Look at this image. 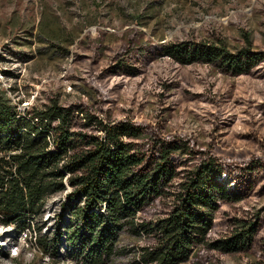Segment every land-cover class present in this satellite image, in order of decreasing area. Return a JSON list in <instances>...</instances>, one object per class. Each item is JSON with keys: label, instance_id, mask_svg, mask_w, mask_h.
I'll list each match as a JSON object with an SVG mask.
<instances>
[{"label": "rangeland", "instance_id": "rangeland-1", "mask_svg": "<svg viewBox=\"0 0 264 264\" xmlns=\"http://www.w3.org/2000/svg\"><path fill=\"white\" fill-rule=\"evenodd\" d=\"M181 42L264 54V0H0V86L25 111L59 98L162 137H184L223 158L264 157V62L250 75L232 76L161 54L160 45ZM62 205L50 206L54 219L40 220L47 241L55 237ZM156 206L145 214L149 220L168 207ZM263 207L264 195L223 209L247 218ZM220 224L215 238L227 236ZM24 237L0 228V264H78L46 260ZM151 243L125 233L107 264H144L143 249ZM15 247L20 255L12 258ZM208 253L189 264L254 261Z\"/></svg>", "mask_w": 264, "mask_h": 264}, {"label": "trees", "instance_id": "trees-1", "mask_svg": "<svg viewBox=\"0 0 264 264\" xmlns=\"http://www.w3.org/2000/svg\"><path fill=\"white\" fill-rule=\"evenodd\" d=\"M159 47L181 65L208 64L232 76L250 75L264 62L250 48L231 52L215 42ZM68 175L72 191L47 241L45 223L39 225L45 203L66 190ZM263 195L264 157L223 158L184 137H162L59 98L22 114L0 86V228L21 233L35 218L45 254L107 264L128 233L152 240L144 264H189L213 251L264 264V207L247 218L223 209ZM164 203L161 218L145 216ZM220 221L227 236L215 238Z\"/></svg>", "mask_w": 264, "mask_h": 264}, {"label": "built area", "instance_id": "built-area-1", "mask_svg": "<svg viewBox=\"0 0 264 264\" xmlns=\"http://www.w3.org/2000/svg\"><path fill=\"white\" fill-rule=\"evenodd\" d=\"M26 107L25 108H21V106H18V110L20 113L24 114L26 111H25ZM68 177L69 175L65 178V184H66V190L64 192H61V193H58L52 197H50L46 203H45V207H44V217H43V220H45L46 222L51 220L53 217H55L54 215L52 216L51 213H52V208H50V206L54 203V202H60L61 205L64 204L66 201H67V198H68V195L69 193H71L72 191V188L70 187L69 183H68ZM63 195V196H62ZM60 198H62V200H60ZM63 206V205H62ZM45 213H47V215L45 216ZM57 215V214H56ZM54 219V218H53ZM36 219H32L30 221V226L27 227L26 229H24L23 231H21L20 233V236L21 238L23 236L24 237V241L25 242H29L31 244V246H34V247H39V244H38V238H37V235L35 233V223H36ZM46 225V223H45ZM12 229V228H11ZM14 230V229H12ZM48 230L47 226H46V231ZM33 232L35 233V235L33 236ZM41 250V249H40ZM41 254L45 256L46 260H49V257L50 255L49 254H45L42 250H41ZM20 255V252L18 250V248H12V253H11V257L12 258H16Z\"/></svg>", "mask_w": 264, "mask_h": 264}]
</instances>
